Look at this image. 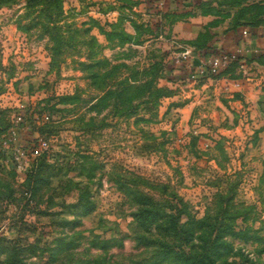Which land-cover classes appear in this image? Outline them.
<instances>
[{"label":"rangeland","instance_id":"1","mask_svg":"<svg viewBox=\"0 0 264 264\" xmlns=\"http://www.w3.org/2000/svg\"><path fill=\"white\" fill-rule=\"evenodd\" d=\"M61 6L68 44L55 61L41 9H29L28 0H0V264H8L15 243L40 240L41 248H52L62 235L74 240L67 256L54 261L47 252L26 264L150 257L131 232L139 194L155 204L185 203L196 221L210 213L213 223L227 207L217 264H264V61L260 68L245 63L179 80L175 20L144 15L133 0ZM253 73L258 82H246ZM124 78L130 87L121 90ZM135 81L154 82L163 96L151 101ZM106 90L112 97L101 102ZM62 96L71 102L58 103ZM117 97L136 111L121 117ZM32 129L31 143L43 140L50 166L40 207L58 216L28 214L21 223L28 174L39 159L19 169L14 153ZM82 191L95 211L60 227L61 219H75L70 206ZM155 234L162 238L160 230Z\"/></svg>","mask_w":264,"mask_h":264},{"label":"trees","instance_id":"2","mask_svg":"<svg viewBox=\"0 0 264 264\" xmlns=\"http://www.w3.org/2000/svg\"><path fill=\"white\" fill-rule=\"evenodd\" d=\"M62 0H28V8H40L39 15L48 22L49 27L46 28L51 34V39L55 42L53 47L52 56L57 61L63 55V48L68 44L65 32H63L62 25ZM229 6L236 10L233 20V27L238 28L241 26H248L253 29L264 28V0H231L220 6ZM212 13L220 14L221 11L212 10ZM223 18L231 17L230 13H224ZM209 34H202L198 40L193 44L196 52L201 54L205 53L208 49L207 45L211 40ZM218 54H213L216 56ZM263 63V62H262ZM58 65L54 64L56 68ZM224 72V71H223ZM221 72L219 75H221ZM129 80L124 78L119 82L120 89L129 88ZM136 89L142 91L141 93H148L151 101L158 100L163 94L155 88L154 82L141 83L135 81ZM107 86L111 87L110 84ZM112 86H114L112 84ZM112 92L106 90L103 96L100 97L101 102H105L112 97ZM58 103L66 104L71 102L70 96H62L57 98ZM73 101V99H72ZM117 110H121L120 116L126 117L132 111H136L137 106H131V100H122L117 97ZM129 104L130 110H124L125 106ZM123 109V110H122ZM133 112V113H134ZM34 129L30 130L25 141L32 144L31 137L33 136ZM49 135V132L41 130V136ZM39 159V160H38ZM38 162L33 166L28 174V185L25 192L24 205L21 208L23 211L21 223H24V216L32 215H45L46 217H57L58 214L50 212L48 208L41 210L42 199L45 195V188L47 184L44 180V173L47 168L48 158L42 156L37 158ZM13 193H9L7 199H11ZM138 202L137 208L133 214V223L131 225V232L134 235V240L140 248L145 251H151V258L144 257L140 260H134L131 264H217V255L220 249L226 245L221 244L219 241L224 238L226 228L223 226V219L227 213V207L222 208L219 212L217 220L211 222L210 213L206 214L203 221L194 220L187 204L182 202H166L165 204H155L147 195L139 194L136 198ZM181 201V200H180ZM34 204V207L31 205ZM35 209L31 210V209ZM70 208L73 211L74 220L68 221L66 219L60 220V227L67 225L79 224L82 217L92 214L96 205L92 201V197L86 191L80 192L77 202L72 204ZM37 213V214H35ZM158 216L161 219L158 220ZM80 217V218H79ZM187 218V222L183 223L182 219ZM160 224V225H159ZM162 233V238H157L155 232ZM54 247L41 248L42 242L36 240L32 243H15L9 249L7 256L8 264H26L30 257L36 258L44 253H51V258L58 261L61 256L66 255L69 249L74 244V240L69 236H56L52 241ZM103 251H106L103 246ZM154 260H153V258ZM36 264V263H33ZM90 264V263H89ZM102 264H122V263H106Z\"/></svg>","mask_w":264,"mask_h":264},{"label":"crops","instance_id":"3","mask_svg":"<svg viewBox=\"0 0 264 264\" xmlns=\"http://www.w3.org/2000/svg\"><path fill=\"white\" fill-rule=\"evenodd\" d=\"M141 3L144 15L162 13L175 20L174 33L179 39V60H175L174 77L179 80L199 74L203 66L208 65L213 54H227L233 61L227 66L247 68L259 67L264 61V28L253 29L248 26L233 28L236 10L225 4L231 0H133ZM212 10L221 11L220 14ZM224 13L231 17L223 18ZM211 34L208 49L201 54L196 52L193 44L201 34ZM188 53L186 59L181 56ZM260 68V67H259ZM258 68V69H259ZM255 75L256 79L253 78ZM257 75L250 74L246 82H258ZM244 79V80H245Z\"/></svg>","mask_w":264,"mask_h":264},{"label":"built area","instance_id":"4","mask_svg":"<svg viewBox=\"0 0 264 264\" xmlns=\"http://www.w3.org/2000/svg\"><path fill=\"white\" fill-rule=\"evenodd\" d=\"M182 58L186 59L188 57V53H184ZM179 60V59H178ZM233 61V58L227 54H218L213 56L208 65H205L200 70L199 74L193 76H205L212 75L218 76L221 72L225 70V68ZM15 142H17V138H13ZM45 143L41 139L40 142H36L35 144H24L21 148H16L14 153V160L18 165L19 169H24L27 165L29 158L37 159L44 153Z\"/></svg>","mask_w":264,"mask_h":264}]
</instances>
